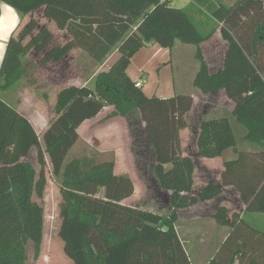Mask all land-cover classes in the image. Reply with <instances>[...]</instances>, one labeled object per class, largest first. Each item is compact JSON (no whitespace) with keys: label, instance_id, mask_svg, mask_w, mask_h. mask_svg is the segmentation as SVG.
Returning a JSON list of instances; mask_svg holds the SVG:
<instances>
[{"label":"trees","instance_id":"obj_1","mask_svg":"<svg viewBox=\"0 0 264 264\" xmlns=\"http://www.w3.org/2000/svg\"><path fill=\"white\" fill-rule=\"evenodd\" d=\"M0 1L22 18L42 8L43 17L70 37L54 46L52 33L36 19L22 25L7 43L0 85L23 74L22 58L28 54L42 55L39 66L45 67L61 62L74 49L99 65L118 53L109 69L93 79V86L72 85L58 92L55 117L42 142L33 124L0 98V264H26L28 243L36 260L41 255L45 210L34 198L42 199L47 185L46 154L62 197L59 237L74 264H192L176 230L178 211L214 201L226 189L238 194L246 212L264 214V150L241 151L232 124L235 118L246 127L245 140L264 148V0H237L231 6L196 0L207 8L208 21L218 24L226 45L222 70L214 76L202 45L217 28L205 31V20L198 26L186 9L172 7L173 0ZM178 41L197 47L200 69L194 86L204 95L223 90L236 106L233 113L199 124L200 158H219L229 149L238 155L224 163L219 179L201 186H196L195 160L184 156L181 138L193 96L148 97L127 74L144 46L172 49ZM106 107L114 108L110 118H134L130 125L135 138L151 153L160 189L170 193L166 215L124 204L134 195L135 184L115 172L114 159L99 160L94 153L66 163L79 143V128ZM32 150L39 170L25 160ZM212 218L231 230L207 264H264V232L226 206Z\"/></svg>","mask_w":264,"mask_h":264},{"label":"rangeland","instance_id":"obj_2","mask_svg":"<svg viewBox=\"0 0 264 264\" xmlns=\"http://www.w3.org/2000/svg\"><path fill=\"white\" fill-rule=\"evenodd\" d=\"M213 1L221 2L224 5L231 6L237 0ZM172 7L186 9L191 19L198 26H200V19V21L205 20V24L203 26L205 31H210L211 29L218 27V24L214 21H212L213 23L208 21L210 16L207 13V8L197 4L196 0H173ZM34 13V19L41 23V25L39 24V27H43V22L40 21V19H43L42 13L38 10L34 11L33 14ZM26 23L27 21H25L23 25ZM50 28H55V26H52L49 24L48 20H46V29L52 33ZM36 32H38V30H35L34 34H36ZM65 34H52V44L56 46L64 45L69 42L70 37ZM214 36L217 37L216 39L220 40L214 39L215 41L211 40V43L208 42V44H206V52L207 59L209 60L210 64L217 67L222 62L226 45L220 38L219 28L216 29ZM27 42L28 41H26V43ZM215 43H217L216 46L214 45ZM214 47L217 50L213 51L212 48ZM196 53V46L185 45L179 41L172 49L163 48L157 44L150 43L144 46L134 56L135 58L133 57L135 60H133L134 63L130 72L137 80L142 79L143 91L149 97H159L167 94H171L170 96H173L175 91L177 93L197 92V94L203 96L204 94L202 91L196 88L192 82L193 78L195 80L194 73H198L200 69V62L196 59ZM42 57V55L36 56L32 53L22 58V61L24 62L22 69L23 76L16 82V88H18V96L20 93H22L23 89L26 90L30 87L33 89L31 86L33 84L39 85L43 89L45 88L46 97L45 99L42 98L45 101L42 103L41 108L43 113L40 116L45 118L47 131L50 123L55 117L54 109L58 92L63 88L72 85L79 87L82 85L93 86V79L105 68L104 66L101 69L98 68L102 67V65L97 64L87 55L86 52L80 49H74L61 62L49 63L45 67L39 66ZM140 71L141 73H139ZM207 104H209V107L206 109L207 114L206 116H203L204 109H201V107H203L202 105ZM233 106V103L225 98L222 93L213 94L212 96H205L202 98L197 110L191 116L190 127L188 129L189 132L187 136L188 140L193 137L199 127L200 122L203 119H212L218 116H223L229 112L231 113ZM111 109L112 110H106L105 114L99 118L98 123H88L87 126L83 128L79 143H77L68 154L66 163L75 159L76 157H82L85 155L93 156L94 153H99V160L114 159L115 166L118 160V166L115 172H126L123 175L131 177L135 184V193L131 197V200L128 199L129 202L126 203H128V205H133L132 207L135 206L146 211L166 215L170 211V193L160 189L154 177L152 168L154 162H152L151 153L149 149L142 146L141 141H137L135 138L134 126L130 125V121H135L134 118H110L109 116L114 112V108ZM34 120H37V118H34ZM232 124L236 139L238 141V147H240L241 151L255 152L264 150L263 147L252 146L251 143L245 140L244 136L247 130L244 125L238 123L235 118ZM40 138L42 139V137ZM192 155L193 156L190 157L194 159V156H196L195 152H193ZM227 155L228 154H226L225 157H227ZM45 157L47 162L45 168L47 185L43 198H34L37 202L42 204L45 210L44 239L39 260L42 259L44 262H46V264H66L68 263L66 261H69L71 264H73L72 261L65 256L64 243L59 237L62 210L60 186L53 175V170L48 155L46 154ZM27 159V161H29L37 170H39L35 150L31 151ZM196 162L195 165L197 166L198 171V177H196L195 169L196 183H198L199 186L207 184L209 181L203 183L204 180L202 179V177L206 174L204 173V163L199 164V160ZM233 193L236 192H227L222 197V199L226 197L230 203L225 204L224 202L223 204V201H221L220 198H217L218 200H215L214 202L211 201V203L204 205L203 207L196 205V208L192 213L198 210L201 212V215L203 214L204 219L199 218L201 217L200 214L194 216V223L189 222L191 219H186L184 216L181 218L182 224L178 225L180 229L188 228L190 231L194 230V236L197 235L185 244L192 264H206L215 258L217 252L220 250L223 244V238H218L211 241L216 234V229L218 232H220V236H227L230 233V228L219 227L217 223L212 220L210 217L212 216L210 208H213L212 211L215 213L221 206H226L231 213H238L239 206L241 204L239 200L233 196ZM242 218L250 225L264 232V214L244 211ZM200 237H202L201 240H203L201 242ZM27 256V264L36 263V259L34 257L35 249L32 243L27 244Z\"/></svg>","mask_w":264,"mask_h":264},{"label":"crops","instance_id":"obj_3","mask_svg":"<svg viewBox=\"0 0 264 264\" xmlns=\"http://www.w3.org/2000/svg\"><path fill=\"white\" fill-rule=\"evenodd\" d=\"M38 11H40L41 13L43 12V9H39ZM42 16H43V13H42ZM35 18V13L33 14L30 13V14H27L25 17L22 18V16L20 15V13L14 9L12 6H10L9 4L3 2V1H0V69H1V66H2V62H3V59H4V56H5V53H6V48H7V43L8 41L10 40L11 36L13 34H15L16 32H18V30L21 28V26L23 25V23L25 21H30L32 19ZM46 20L44 17L43 19H40V21L43 22L42 26L43 27H46ZM38 21V20H37ZM39 22V21H38ZM49 24H51L52 26H55V24L48 20ZM39 24L41 25V23L39 22ZM50 30H52V34H65L66 32L65 31H60L59 29H57V27L55 26V28H50ZM67 34V33H66ZM65 34V35H66ZM68 35V34H67ZM217 37L214 36L211 40H220V39H216ZM208 41L209 43H211L212 41ZM214 40V41H215ZM205 43L202 45V48H203V52H204V55L207 59V52H206V44ZM217 42V41H216ZM215 46L217 45V43L214 44ZM213 51L217 50L215 47L212 48ZM118 58V53L117 52H114L112 53L110 56H108L106 62L104 63V65H102V67H98V68H103L104 66V70H107L109 69L110 65L116 61V59ZM135 58V57H134ZM132 59V62H131V65L130 67L128 68V71H127V74L128 76L132 79V81H134L135 83H138V82H141L142 83V79L140 80H137L136 78L133 77V75L131 74V67L134 63L133 60L135 59ZM219 59V58H218ZM220 60V59H219ZM208 63H209V66H210V69H211V74L214 76V75H217L221 70H222V62L219 64V66H213L212 64H210L209 60L207 59ZM172 62V60H171ZM106 64V65H105ZM97 68V69H98ZM103 70V71H104ZM141 73V71L139 72ZM197 73L195 72L194 73V77H196ZM23 76V74H21V76L19 77H13V79H11V81H9L8 83L6 84H3V85H0V98L3 99L5 102H7L9 105H11L13 108H15L18 112H20L23 116H25L34 126L37 134L39 135V137H42L43 138V135L46 131V122H45V118L43 116H40L43 112H42V103L43 100L42 98L45 99L46 97V90L45 88L43 89L41 86L39 85H31L33 87V89L30 87L28 89H23L22 93L19 94V96L17 95V90L18 88H16V82L18 80H20V78ZM194 80V78H193ZM192 80V82L194 83V81ZM85 85H82L81 87H84ZM79 87V86H77ZM176 87V85H175ZM142 88H143V84H142ZM35 90V91H34ZM37 92V93H36ZM36 93V94H35ZM177 92L175 91V94ZM180 93V92H179ZM222 93L223 96L226 98L225 94H224V91L223 90H220L219 91V94ZM35 94V95H34ZM173 94V96L175 95ZM180 94H189V95H192L193 98H194V106L192 108V110L190 111V113L187 115V119H188V128H186L185 130H183L181 132V138H182V148H183V153H184V156H193L192 153L195 152V155L194 156L195 158V162L197 160H199V164H203L204 163V173L205 176L202 177V179L204 180L203 183L205 182H208L210 180H217L220 178V175L222 173V170H223V165L226 161H232V160H236L238 158V155L232 150V149H229L227 150L221 157L219 158H215V159H204V158H200L198 155H197V146H196V142H197V134L195 132V134L193 135L192 138H190L188 140L187 136H188V132H189V127H190V119H191V116L192 114L197 110L202 98H204L205 96H212L213 94H210V95H199L197 94V92H185V93H180ZM147 95V94H146ZM171 94H167V95H162V96H159V98H163V99H167V98H171L173 96H170ZM170 96V97H169ZM201 96V97H200ZM149 97V96H148ZM153 97V96H152ZM200 97V99H199ZM42 99V100H41ZM198 99V100H197ZM233 108L231 110V113H233L235 111V104L233 103ZM203 107H201V109H204V114L203 116L207 114V111L206 109L209 107V104L207 105H202ZM111 108L113 107H106L96 118H94L93 120H89V121H86L78 130L79 132V135L81 136L82 135V132H83V128H85L87 126V124H91V123H95L97 122L98 123V120L99 118H101V116H103V114H105L106 110L110 109L112 110ZM114 110V109H113ZM113 112V111H112ZM34 118H37V120H34ZM40 118V119H39ZM91 126V125H90ZM92 128V127H91ZM39 129H40V133H39ZM41 142H42V139L40 138ZM94 141L96 142V140L94 139ZM230 152V153H229ZM227 155V157H225V155ZM196 157H197V160H196ZM25 160H28L27 158ZM197 163V162H196ZM198 165V164H197ZM117 166H118V160L116 162V166H115V171L117 169ZM124 173L126 172H118L117 174L118 175H123ZM212 173H213V176H212ZM196 177H198V171H197V166H196ZM198 180V178H197ZM134 181V180H133ZM196 186H199L198 183H196ZM231 193V192H234L233 190L231 189H226L223 194L218 197L221 199V201H223V204L225 202L226 203H230L229 200L224 197L223 195L226 194V193ZM233 196L235 198H237L240 202V206H239V213H241V215L243 214V212L245 211V205L241 202L239 196L237 195V193H233ZM131 200V198L129 199ZM129 200H126L124 201V204H126L127 206H133V205H128V203L126 202H129ZM218 200V199H216ZM215 201V200H214ZM213 201V202H214ZM211 202H208V203H199L197 204L198 206H204V205H207ZM239 204V203H238ZM228 205V204H227ZM135 207V206H134ZM196 208V206H193V207H190V208H187V209H184V210H180L178 211V222L176 223V230L179 234V236L181 237L182 239V242L184 243V245L186 243H188V241H190L192 238L196 237L197 235L194 236V230H189L188 228H185V229H180V227L178 226L179 224H182V217L184 216V218L186 219H191L189 220V222L191 223H194L195 222V218L194 216L195 215H198L200 214L201 212L200 211H196L194 213L193 210ZM211 210V213H212V216H213V208H210ZM186 214V215H184ZM201 215V214H200ZM212 216H210L212 218ZM200 219H204L203 218V214L201 215V217H199ZM199 220V219H198ZM212 220H214L212 218ZM202 221V220H200ZM218 225V224H217ZM219 226V225H218ZM219 227H223V226H219ZM218 233V235H217ZM220 232L217 231L216 229V234L215 236L212 238L211 241L213 240H216V239H221L223 238V241L225 240V238L227 236L225 235H222L220 236L219 235ZM199 237V236H198ZM202 237H200V242L203 241L201 240ZM205 242V241H204ZM68 263L66 264H71L69 261H66ZM73 263V262H72ZM208 263V262H207ZM206 263V264H207ZM26 264H27V261H26ZM35 264H46V262H44L42 259L39 260V258L36 260V263ZM74 264V263H73Z\"/></svg>","mask_w":264,"mask_h":264},{"label":"built area","instance_id":"obj_4","mask_svg":"<svg viewBox=\"0 0 264 264\" xmlns=\"http://www.w3.org/2000/svg\"><path fill=\"white\" fill-rule=\"evenodd\" d=\"M182 1H188V0H182ZM136 86L137 87H142V83L141 82H138V83H136Z\"/></svg>","mask_w":264,"mask_h":264}]
</instances>
